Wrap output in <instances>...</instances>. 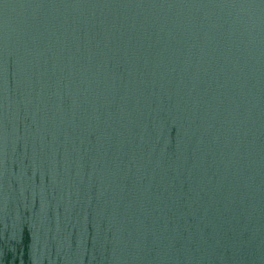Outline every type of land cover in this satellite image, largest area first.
Listing matches in <instances>:
<instances>
[{"label":"water","instance_id":"water-1","mask_svg":"<svg viewBox=\"0 0 264 264\" xmlns=\"http://www.w3.org/2000/svg\"><path fill=\"white\" fill-rule=\"evenodd\" d=\"M0 264H264V0H0Z\"/></svg>","mask_w":264,"mask_h":264}]
</instances>
